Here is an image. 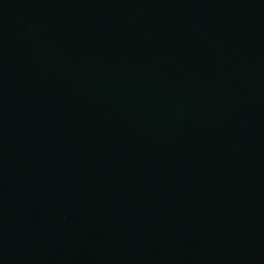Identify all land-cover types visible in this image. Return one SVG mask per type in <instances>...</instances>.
Here are the masks:
<instances>
[{
    "label": "water",
    "instance_id": "obj_1",
    "mask_svg": "<svg viewBox=\"0 0 264 264\" xmlns=\"http://www.w3.org/2000/svg\"><path fill=\"white\" fill-rule=\"evenodd\" d=\"M0 264H264V0H0Z\"/></svg>",
    "mask_w": 264,
    "mask_h": 264
}]
</instances>
